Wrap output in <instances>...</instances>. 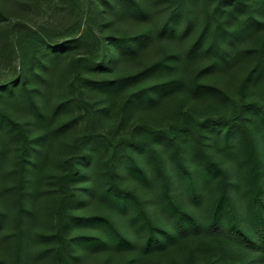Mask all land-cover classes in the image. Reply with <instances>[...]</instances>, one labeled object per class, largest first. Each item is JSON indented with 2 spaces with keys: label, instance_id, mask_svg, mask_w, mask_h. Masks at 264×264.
Here are the masks:
<instances>
[{
  "label": "rangeland",
  "instance_id": "1",
  "mask_svg": "<svg viewBox=\"0 0 264 264\" xmlns=\"http://www.w3.org/2000/svg\"><path fill=\"white\" fill-rule=\"evenodd\" d=\"M135 1L145 10L146 19L114 7V0L106 8L99 0H0V264H13L16 256L19 264H62L57 254L59 231L72 247L67 264H226L230 259L238 264H264V253L235 243L223 231L203 229L219 194V178L205 181L193 202L177 172L169 138L176 132L184 137L181 154L190 168L202 166L195 146L201 140L225 171L228 192L238 210L247 209L242 191L249 164L240 134L245 125L250 129L264 172V68L256 55L264 44V23L252 26L237 44L256 51L244 58L237 54L226 69L206 71L212 55L200 52L192 59L184 58L174 70L182 83L196 77L219 89V96L195 97L188 89L177 88L138 100L136 93L151 90L165 77L144 70L160 57L183 55L198 34L203 13L200 6L194 7L191 28L169 36L160 30L174 0ZM215 2L207 0L208 11ZM113 38L129 47L123 55L114 50L110 55L107 43ZM34 103L44 109L43 117L34 115ZM228 119L236 121L230 128L236 136L230 144L233 153L225 155L218 144ZM21 130L29 153L18 231ZM41 135L43 143L38 145L35 139ZM215 135L217 141L212 139ZM149 141L175 179L172 190L179 205L193 216L198 228L169 242L164 239L159 248L144 250V228L132 219L133 209L112 205L100 190L109 185L107 162L115 150L118 185L136 193L146 202L154 222L175 235L173 215L159 204L162 180L144 146ZM81 150L90 151L85 167L80 165ZM75 162L82 177L67 185L76 198L65 201L69 216L63 228L59 217H64L61 201L66 186L60 176ZM136 167L144 179L131 173ZM99 216L114 222L130 246L84 244L86 237L107 239L105 231L92 223Z\"/></svg>",
  "mask_w": 264,
  "mask_h": 264
},
{
  "label": "trees",
  "instance_id": "2",
  "mask_svg": "<svg viewBox=\"0 0 264 264\" xmlns=\"http://www.w3.org/2000/svg\"><path fill=\"white\" fill-rule=\"evenodd\" d=\"M99 2L104 8H106L105 5L111 3L110 0H99ZM174 2L175 6L171 8L161 27L160 32L162 34L166 33L169 36L179 32L185 34L195 21L193 8L196 6H200L203 13L201 27L196 38H194V40L188 45L187 49L184 50L183 55L176 54L160 57L152 62L147 67L146 71L144 70V72L147 73L164 74L165 77L154 83L151 90L145 89L136 93L135 96L138 100L151 99L153 96L152 94L162 96L170 91L176 90L177 88L188 89V91H190L195 97L219 96L218 94L221 93L219 89L200 82L196 77L192 78L188 83H182L180 77L176 74L178 71L175 72L174 70L179 67L180 62L184 61V58L192 59L200 52L211 53L212 55L205 68L206 71L215 72L226 69L227 65H229L231 60L236 57L237 54L241 53L244 58L253 51L252 49L238 48L237 44L246 34H248V32H250L252 26L264 23V0H216L214 8H212L211 11L207 10V0H174ZM114 3V7H118L128 12L139 20L147 18L145 10L135 0H114ZM179 25L181 27H179ZM136 38L138 40L146 37ZM107 45L111 56L113 50L116 54L123 55L126 52V49H129V47L124 46V43L121 44L120 39L115 38L111 39ZM130 46H134V43ZM55 51L56 49H53L51 53L53 54ZM51 53L46 56H49ZM256 55L259 57L257 58L263 64L264 68V44L257 49ZM262 64L259 65L262 66ZM11 89L10 86L9 90ZM36 104L37 103H34V115L36 114L38 117H43L44 109H42L41 105ZM226 123V128L222 131V137L220 136L221 141L218 146L224 151L225 155H229L233 153L230 144L236 136V132H231L230 128L234 126L233 124H235L236 121L228 119ZM215 126H219V124H216ZM238 126H240V124ZM241 129L240 138L243 144L242 146L244 147L245 157L249 164L248 174L242 191L247 200V209L245 211L238 210L232 196L228 192L229 183L225 171L217 161L212 159L209 150L201 140H198V143L196 142L195 146L198 156L202 159V166L190 168L184 164L181 154V140H183L184 137L176 132L169 136V138L173 145V156L179 167L177 172L179 173L180 178L184 181L187 196L193 202L199 199V193L201 192L205 181L212 179L214 176H218L219 178V194L210 205L209 216L207 221L202 225L203 229L208 232L223 231L224 234L231 238L235 243L249 250L264 253V172L261 169L253 134L246 125ZM20 133L23 136V146L20 153L21 182L19 185L18 198H16V202L19 206L17 215L18 231L21 230V228H19V225L22 223L23 201L21 198L24 189L23 182L26 181L23 177V171L25 160L29 153V144L26 141L25 132L21 130ZM156 134L159 136L161 135V133L157 131ZM199 136L202 138V135ZM43 138L44 137L41 135L35 139V142L38 145H42ZM212 139L213 141H217L218 138L215 135ZM213 145L216 146L214 143ZM144 146H146L149 156L161 176L162 184L159 192V204L162 208H166L168 212L173 215V231L176 232L175 235L164 228H161L154 222L147 205H145L146 202L141 200L136 193L123 189L118 185L116 180V165L114 162L116 159L115 150H113L107 162L109 185L101 189L100 194L104 199L111 202L112 205L120 209H127L128 206L133 209L132 219L138 221L144 228L145 236L142 247L146 250L154 249L156 247L159 248L164 243V239L167 240L166 242L172 241L176 236L185 235L189 229H197L198 225L193 216L187 211L182 210L179 205L172 190L175 179L173 178V175L171 176L164 169L163 162L151 141ZM89 158L90 151L81 150L79 153L80 165L82 167L87 166ZM133 170L134 171H131V173L137 179H144V174L139 167H136V169ZM79 177H82V175L77 167V162L74 163L71 169H68L66 173L60 176L62 185L65 184L66 186L65 192L63 193V201H61L62 208L64 209V217H59V222H62L63 228L67 227L69 216V213L67 212L68 206L65 201L73 202L76 198L75 190L70 187L68 188L67 185L69 182H72L74 178ZM1 216L2 212H0V219ZM92 223L105 231L107 239L98 236L86 237V239L83 240L84 244L110 245L115 249L130 246V241L127 236L109 218L99 216L93 220ZM57 236L61 242L57 250L58 257L62 264H67L69 257L67 251L72 248L71 244L68 239L64 238L61 231L57 233ZM18 247L19 245L16 249ZM238 263L237 260L230 259L226 264ZM13 264H19V256L14 258ZM127 264H132V261H129Z\"/></svg>",
  "mask_w": 264,
  "mask_h": 264
}]
</instances>
